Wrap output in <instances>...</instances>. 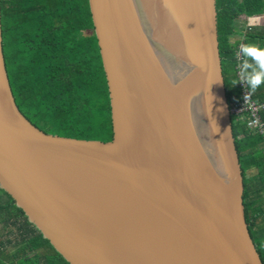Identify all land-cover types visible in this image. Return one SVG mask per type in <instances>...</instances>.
Listing matches in <instances>:
<instances>
[{
  "label": "water",
  "instance_id": "obj_1",
  "mask_svg": "<svg viewBox=\"0 0 264 264\" xmlns=\"http://www.w3.org/2000/svg\"><path fill=\"white\" fill-rule=\"evenodd\" d=\"M87 1L111 139L50 136L25 117L0 25V188L69 264H263L216 0Z\"/></svg>",
  "mask_w": 264,
  "mask_h": 264
},
{
  "label": "trees",
  "instance_id": "obj_2",
  "mask_svg": "<svg viewBox=\"0 0 264 264\" xmlns=\"http://www.w3.org/2000/svg\"><path fill=\"white\" fill-rule=\"evenodd\" d=\"M216 5L231 109L241 92L234 69L237 23L264 15V0H216ZM0 25L5 69L25 117L50 136L108 142V98L88 1L0 0ZM242 43L264 48V35L248 31ZM251 94L264 103L258 91ZM230 118L246 218L264 264V132L247 129L246 115ZM260 118L264 126V109ZM0 264H69L1 188Z\"/></svg>",
  "mask_w": 264,
  "mask_h": 264
},
{
  "label": "clouds",
  "instance_id": "obj_3",
  "mask_svg": "<svg viewBox=\"0 0 264 264\" xmlns=\"http://www.w3.org/2000/svg\"><path fill=\"white\" fill-rule=\"evenodd\" d=\"M258 23V17H250L248 26L252 27ZM248 31L251 30L248 29ZM241 36L243 39L244 35ZM239 42L240 44L237 45V47L239 46V50L236 53V58L238 60L240 79L248 85L250 93H255L261 85H264V48L253 43ZM234 83L236 82L234 81ZM248 98L249 96L246 95L244 97L245 101Z\"/></svg>",
  "mask_w": 264,
  "mask_h": 264
},
{
  "label": "built area",
  "instance_id": "obj_4",
  "mask_svg": "<svg viewBox=\"0 0 264 264\" xmlns=\"http://www.w3.org/2000/svg\"><path fill=\"white\" fill-rule=\"evenodd\" d=\"M239 50V46L237 47V51ZM236 58V54H235ZM243 59V57H241ZM235 75L237 77L238 85L241 89L240 92V101L233 104V107L230 109V114H234L237 117L246 115V128L251 131H256L260 134L264 132V126L260 118V111L264 109V103L259 102L252 98V95L249 91V87L246 83H243L240 79L239 69H238V60L236 58L235 65ZM248 95V100L245 101L244 97Z\"/></svg>",
  "mask_w": 264,
  "mask_h": 264
},
{
  "label": "crops",
  "instance_id": "obj_5",
  "mask_svg": "<svg viewBox=\"0 0 264 264\" xmlns=\"http://www.w3.org/2000/svg\"><path fill=\"white\" fill-rule=\"evenodd\" d=\"M259 18V23L255 26L249 27V18L242 17L238 23H237V33L238 35H235L234 40L235 41H243L241 34L243 35L248 32V29H250V32H253L256 34L264 35V15L262 16H254ZM258 43L260 40H257ZM257 45V44H256ZM261 45V44H259ZM259 93V96L264 98V85H261V87L257 90Z\"/></svg>",
  "mask_w": 264,
  "mask_h": 264
}]
</instances>
